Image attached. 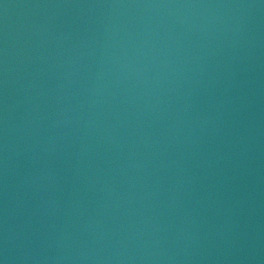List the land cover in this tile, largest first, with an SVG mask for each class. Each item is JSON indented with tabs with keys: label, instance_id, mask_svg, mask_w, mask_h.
<instances>
[{
	"label": "water",
	"instance_id": "1",
	"mask_svg": "<svg viewBox=\"0 0 264 264\" xmlns=\"http://www.w3.org/2000/svg\"><path fill=\"white\" fill-rule=\"evenodd\" d=\"M0 264H264V0H0Z\"/></svg>",
	"mask_w": 264,
	"mask_h": 264
}]
</instances>
